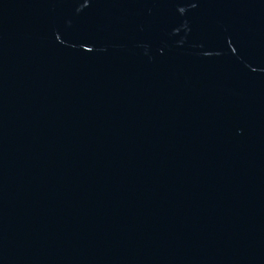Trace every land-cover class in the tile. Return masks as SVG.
Instances as JSON below:
<instances>
[{
  "label": "water",
  "instance_id": "water-1",
  "mask_svg": "<svg viewBox=\"0 0 264 264\" xmlns=\"http://www.w3.org/2000/svg\"><path fill=\"white\" fill-rule=\"evenodd\" d=\"M0 264H264V0H0Z\"/></svg>",
  "mask_w": 264,
  "mask_h": 264
}]
</instances>
